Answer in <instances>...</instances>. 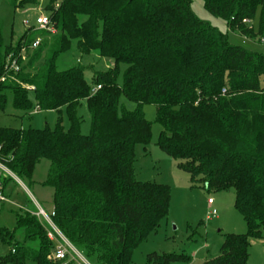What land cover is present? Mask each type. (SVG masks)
Segmentation results:
<instances>
[{
  "label": "trees",
  "instance_id": "obj_1",
  "mask_svg": "<svg viewBox=\"0 0 264 264\" xmlns=\"http://www.w3.org/2000/svg\"><path fill=\"white\" fill-rule=\"evenodd\" d=\"M202 2L226 30L198 17L191 0H49L55 33L29 27L5 44L0 29V109L11 93L13 109L27 113L31 91L35 107L59 114L53 128L0 126V160L27 181L38 161L48 160L42 185L53 190L51 219L93 264H134V249L168 212V185L134 173L135 146L151 138L143 104L155 105L156 144L179 169L206 189L234 191L247 232L226 234L219 253L202 264H246L251 242L264 239V50L258 44L264 0ZM34 31L46 38L30 55ZM72 43L80 55L96 51L111 65L58 69L57 58ZM8 56H19L17 71L5 66ZM121 96L136 107L126 109ZM81 103L90 116L88 134L80 131ZM17 226L25 236L12 244V264H67L52 257L53 243L36 215L19 214ZM33 237L36 251L25 245ZM189 259L152 252L146 264Z\"/></svg>",
  "mask_w": 264,
  "mask_h": 264
},
{
  "label": "rangeland",
  "instance_id": "obj_2",
  "mask_svg": "<svg viewBox=\"0 0 264 264\" xmlns=\"http://www.w3.org/2000/svg\"><path fill=\"white\" fill-rule=\"evenodd\" d=\"M16 2L17 6L13 3ZM49 0H0V29L3 42L5 44L15 43L17 39L29 27L37 29L35 18L38 15L48 16L49 11L46 4ZM21 3V5H18ZM192 9L196 15L202 19H207L217 25L221 30H226L223 21L211 16L203 7L202 0H191ZM254 28L257 21L251 22ZM36 32V37L40 41L46 36ZM35 34V33H34ZM233 41L239 38L229 33ZM249 42H247L248 44ZM264 50V46L260 47ZM31 55L35 49H28ZM25 58V49L22 51ZM23 62L25 63V60ZM81 63L85 66H93L95 70H105L111 62L99 57L96 51L89 54L80 55L74 46L59 55L56 61L58 69H64L72 65ZM124 65H121V69ZM90 70H86L85 76L89 79ZM121 76H119V83ZM29 101L32 108L24 113L14 110L12 107V95L7 93L4 109H0V126L11 128H39L46 126L53 128L59 117L56 111L35 110L33 94L29 92ZM120 103L128 110L136 107L134 102L126 100L123 96ZM142 111L147 120L151 123V138L148 144H137L135 146V177L140 181H150L168 185L170 188V201L167 215L160 222L156 230L150 233L133 251L132 262L134 264H146L147 255L152 252L164 253H185L190 259L186 263L176 262V264H202L205 260L215 257L219 253V248L228 233H246L247 227L242 215L235 207V196L233 189L216 191L206 189L196 180L191 179L188 173L177 167V162L162 152L157 146L158 135L161 126L156 122V107L154 104H143ZM81 116L80 131L88 134L90 131V116L85 103H81L78 108ZM63 125L67 126L65 114L62 113ZM49 162L40 159L35 165L31 181L14 176H2L5 181V194L9 195V202L0 203V224L7 226L11 232L14 229L15 241L21 243L24 237V228L17 226L18 215L27 209L32 212L38 210L37 204L50 213L52 207L53 190L51 187L43 186ZM7 191V193H6ZM211 198L213 204L209 205L207 200ZM214 207L217 215L211 219H206L209 210ZM16 221V224H15ZM43 224V220L39 219ZM44 225V224H43ZM44 227V226H43ZM5 232V233H9ZM12 243V242H11ZM9 243V245L11 244ZM26 247L37 250L39 240L33 237L25 242ZM8 248V244L0 243L1 251ZM7 252V251H6ZM249 257L246 264H264V245L258 241L249 247ZM10 254V253H9ZM8 254V255H9ZM7 256V253L4 255ZM92 262L91 258H87ZM10 264V263H9ZM26 264H35L28 260Z\"/></svg>",
  "mask_w": 264,
  "mask_h": 264
},
{
  "label": "built area",
  "instance_id": "obj_3",
  "mask_svg": "<svg viewBox=\"0 0 264 264\" xmlns=\"http://www.w3.org/2000/svg\"><path fill=\"white\" fill-rule=\"evenodd\" d=\"M242 22H246V20H242ZM35 23L38 25L37 29H41V30H46L50 33H55V27L53 26V24L51 23L50 19L48 16L46 15H38L35 18ZM243 42H249V40L246 37H241ZM39 39H35L30 45L29 48L30 49H34L38 46L39 44ZM258 44L264 46V36H262L261 38L258 39ZM24 49L22 48L21 51L19 52V56L21 58H24L22 51ZM19 56L16 57H12L8 56L7 61L5 66L8 67L9 69L13 70V71H17L18 70V63H17V58ZM5 76H2L0 78L1 81H4ZM96 88H99V86H96ZM39 110L38 107H35L34 111ZM6 175V176H14V174L12 173V171L4 165V163H2V161L0 160V203L3 202H7L8 199L4 193L3 190V180H2V176ZM209 205L213 204V200L211 198H209L207 200ZM38 210L36 212H30L31 214L36 215L39 219L43 220V224L46 228V234L47 237L49 238V240L52 241L53 243V251H52V257L54 259L57 260H63L65 263L67 264H93L92 262H90L84 255L82 252H80L76 247H74L68 240L67 238L63 235V233L56 227V225L53 223L51 217L53 215V209L50 210V213L48 214L47 212H45L41 206H39L37 204ZM217 215V210L212 207L207 216L206 219H211L212 217H215ZM13 251V250H12Z\"/></svg>",
  "mask_w": 264,
  "mask_h": 264
},
{
  "label": "crops",
  "instance_id": "obj_4",
  "mask_svg": "<svg viewBox=\"0 0 264 264\" xmlns=\"http://www.w3.org/2000/svg\"><path fill=\"white\" fill-rule=\"evenodd\" d=\"M44 186V185H43ZM4 189L6 190V184L4 185ZM4 193H5V191H4ZM6 193H7V191H6ZM6 195V197H7V199H8V201L7 202H9V195H7V194H5ZM6 203V202H5ZM214 203V202H213ZM2 204V203H1ZM39 205V204H38ZM51 209H52V207H51ZM26 212H28V213H30V212H32V211H29V210H27V209H24V211L23 212H21L20 214H24V213H26ZM0 217H2V218H4L3 217V213L2 212H0ZM15 224H16V221H15ZM7 226H5V225H3V224H0V243H6V244H8V248L7 249H4V250H2L1 251V254H0V264H12L10 261H9V259H8V257L10 256V254L9 253H11L10 252V250L12 251L13 250V246H12V244L14 243V241H15V237H14V229H15V226L13 227L14 229L11 231V232H9L8 230H7ZM5 232H9V233H5ZM24 236H25V234H24ZM24 238V237H23ZM8 240H10L12 243L9 245V243H8ZM255 241H258L260 244H262V245H264V239H258V240H253L252 242H251V244L252 243H254ZM16 242V241H15ZM7 251V252H6ZM7 253V256L5 257L4 255ZM9 254V255H8ZM28 260L27 259H25L24 260V263L23 264H26V262H27Z\"/></svg>",
  "mask_w": 264,
  "mask_h": 264
}]
</instances>
